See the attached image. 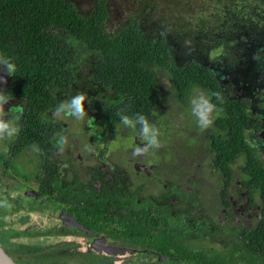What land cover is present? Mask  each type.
I'll list each match as a JSON object with an SVG mask.
<instances>
[{
  "label": "flooded vegetation",
  "instance_id": "1",
  "mask_svg": "<svg viewBox=\"0 0 264 264\" xmlns=\"http://www.w3.org/2000/svg\"><path fill=\"white\" fill-rule=\"evenodd\" d=\"M240 9L246 18L241 21L239 18L235 31L226 33L215 49L219 51L211 58L193 60L202 63L214 75L222 97L238 102L237 115L249 117L245 138L256 155L264 160V0H246ZM3 75L6 82H0V90L7 93L8 76ZM84 90L82 86L75 91ZM77 92L65 98V94L60 95L58 99H69ZM10 98L5 110L15 109L14 104L20 109L12 110L19 116V131L9 139L13 141L21 136L24 104L20 99ZM58 105L45 112L51 124L45 127L41 143L8 141L0 148V183L5 177L16 183L13 189L18 197L13 203L21 204L26 199L57 210L55 242L49 245L63 241L58 253L80 254L91 264H148L143 256L153 257L150 263L159 260L166 264H200L199 261L211 253H226L229 234L242 236L243 230L257 229L263 210L258 199L250 202L247 191L241 186L243 157L231 164L233 182L229 189L223 188L227 187L226 177L214 167L209 144L213 124L204 144L195 135L191 143L205 150L202 162L210 166V175L186 173L173 157L150 159V152L155 153L161 147L150 149L147 154H133L136 147L146 143L139 125L132 141L112 142L116 133L129 134L130 127L121 130L124 126L121 121H99L90 110L86 111L89 118L84 130L95 142L67 143L61 153L58 141L69 125L61 118L67 115L50 116ZM160 107L161 104L148 118L158 129L163 117ZM217 116L215 109L213 121ZM190 128L195 134L202 130L193 122ZM73 145L76 147H71ZM190 163L202 167L198 160H190ZM188 164L189 160L185 166ZM210 176L216 177L218 189H204L205 184L204 188H199L201 182H210ZM234 181L236 189H233ZM15 211L10 215L13 222ZM15 223L17 226L13 229L20 233L8 237L13 244L23 245L27 251L38 248L34 240L23 235H35V230L42 235L44 228L39 230L31 218ZM0 244L11 256L1 240Z\"/></svg>",
  "mask_w": 264,
  "mask_h": 264
},
{
  "label": "trees",
  "instance_id": "2",
  "mask_svg": "<svg viewBox=\"0 0 264 264\" xmlns=\"http://www.w3.org/2000/svg\"><path fill=\"white\" fill-rule=\"evenodd\" d=\"M107 9V0H94L88 13L71 0H0V53L15 65L14 75L7 77V94L24 104L21 136L9 142L41 143L51 124L45 112L62 101L58 96L75 94L76 87L83 86L88 95L85 110L112 123L120 122L121 115L150 117L161 104V73L182 104L195 87L201 88L218 111L209 144L214 167L226 177L223 188L231 187V164L242 156L241 186L263 211L257 229L243 230L242 236L229 234L226 253H211L199 263L264 264V160L245 138L249 117L237 115L238 102L222 97L214 75L202 63L189 58L175 64L165 33L148 36L133 17L108 33Z\"/></svg>",
  "mask_w": 264,
  "mask_h": 264
},
{
  "label": "rangeland",
  "instance_id": "3",
  "mask_svg": "<svg viewBox=\"0 0 264 264\" xmlns=\"http://www.w3.org/2000/svg\"><path fill=\"white\" fill-rule=\"evenodd\" d=\"M71 1L82 13H88L94 2V0ZM244 1L246 0H107L108 18L104 27L108 33H114L124 27L130 18H137L140 30L146 35L154 37L161 32L165 33L173 46L175 64H184L189 58L194 59L196 57L204 60L208 56L211 58L212 55L219 51L213 49L211 43L223 39L226 33L232 29V32H234V28H236L234 25L239 21V18L240 21L242 18H246L244 17L245 13L240 9ZM239 2L242 3L238 4ZM84 73H86L85 70ZM86 82L84 81V83ZM158 91L161 97L159 110L163 116L158 125L161 133L159 136L161 148L156 149L155 153L150 152L152 155L150 159L158 160L160 158L168 159L173 157L174 161L180 162L186 173L210 175L208 174L211 169L210 166L206 162H202L205 150L195 148L191 143H193L195 135L204 144L206 133L212 125L207 129L198 130L199 134H195L190 128L192 122L194 126L199 127L198 120L192 113L193 97L200 93L208 97V94L201 88L195 87L191 92L189 101L185 103L186 105L182 104L174 95L170 80L165 73H161ZM13 106L16 105L14 104ZM9 110L7 108L5 111L9 112L10 118L14 119L18 116L17 112ZM52 115L53 113L50 114V116ZM61 118L69 125L68 131H65L61 136L67 138V143L75 142L74 144H76L78 141L81 143L95 142L84 130V127L87 126L88 116H85L83 120H77L68 115ZM121 127V130L127 129L125 126ZM134 130L130 128L129 134L126 135L116 133L111 140L116 143L132 141L136 132ZM79 131L85 134H79ZM9 139L6 138L0 141V148H2L3 143H8ZM71 147L76 146L73 145ZM173 152L174 155L172 154ZM188 160L189 164L185 166ZM190 160H198L202 167H194V165H191ZM209 179L210 182H201L199 188H204L203 184H205L204 189L208 187H210L208 188L209 190L218 189L219 182L216 177L210 176ZM14 185L16 183L9 177L3 178V182L0 183V200H4L5 204L9 202L12 205L11 208L0 207V226L4 228V230L0 229V240L15 261L20 264H91L90 261H87L80 254L66 255L58 253L59 248L64 245L63 241L49 245V243L53 244L55 242L53 237H55L59 218L57 210L52 206L51 208L53 209H49L45 203L30 202L26 199L25 201L22 200L23 203L21 204L18 202L13 203L18 197L17 191L13 189ZM236 186L237 184L234 181L233 189H236ZM30 207L36 211L28 210ZM13 210H16L15 222L22 223L27 218H31L34 225L39 226V230L44 228L42 235L38 230H35V235L39 236V238H35V235L31 233L23 235L26 239L28 235L32 241L34 240L35 247L38 248L27 251L23 245L13 244L12 240L8 238L20 233H15L14 229L17 224L10 218V215H13ZM25 213H27V216ZM28 228L29 225L26 229ZM4 236H7V238L4 239ZM51 239L52 241L50 242ZM22 251L27 252L21 254ZM150 257L143 256L142 259L145 258L144 261L148 264H166L159 260L150 263L153 259V257Z\"/></svg>",
  "mask_w": 264,
  "mask_h": 264
},
{
  "label": "clouds",
  "instance_id": "4",
  "mask_svg": "<svg viewBox=\"0 0 264 264\" xmlns=\"http://www.w3.org/2000/svg\"><path fill=\"white\" fill-rule=\"evenodd\" d=\"M15 65L7 58L4 54L0 53V82H6L5 76L14 75ZM88 99L86 92H77L76 95L69 99L62 100L56 107L53 117L59 118L64 115L74 117L77 120H83L85 116H88L85 110V101ZM11 100L10 96L3 90H0V141L6 138L13 137L19 131L17 121L19 116L14 119L9 117V112L5 111V104ZM15 110L19 111V105L14 106ZM216 109V106L210 102V99L204 94L193 97L192 99V113L197 118L199 127L207 129L213 123L212 113ZM13 107L9 110L12 111ZM121 123L132 129H136L139 125L141 136L146 141L143 147H136L134 155L139 156L147 154L150 149L161 147L159 136L161 135L160 130L154 125L150 124L148 119L142 115L137 114L135 118H130L127 115H121ZM67 143L66 137H61L58 141L59 151H64V145ZM11 204L4 203V200H0V207L11 208Z\"/></svg>",
  "mask_w": 264,
  "mask_h": 264
},
{
  "label": "water",
  "instance_id": "5",
  "mask_svg": "<svg viewBox=\"0 0 264 264\" xmlns=\"http://www.w3.org/2000/svg\"><path fill=\"white\" fill-rule=\"evenodd\" d=\"M0 264H19L16 262L0 244Z\"/></svg>",
  "mask_w": 264,
  "mask_h": 264
}]
</instances>
